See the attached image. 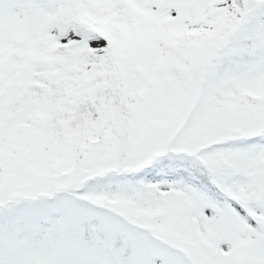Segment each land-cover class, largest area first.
I'll return each mask as SVG.
<instances>
[{"label":"snow or ice","instance_id":"1","mask_svg":"<svg viewBox=\"0 0 264 264\" xmlns=\"http://www.w3.org/2000/svg\"><path fill=\"white\" fill-rule=\"evenodd\" d=\"M0 264H264V0H0Z\"/></svg>","mask_w":264,"mask_h":264}]
</instances>
